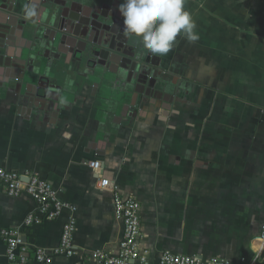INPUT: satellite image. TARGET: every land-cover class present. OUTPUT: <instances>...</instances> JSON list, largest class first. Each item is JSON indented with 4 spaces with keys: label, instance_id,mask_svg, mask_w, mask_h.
Listing matches in <instances>:
<instances>
[{
    "label": "crops",
    "instance_id": "obj_1",
    "mask_svg": "<svg viewBox=\"0 0 264 264\" xmlns=\"http://www.w3.org/2000/svg\"><path fill=\"white\" fill-rule=\"evenodd\" d=\"M184 8L198 39L178 37L166 56L129 39L123 48L146 61L134 71L62 44L34 8L2 12L14 39L0 50L8 59L0 168L38 173L74 210L24 239L54 249L68 219L78 223L79 255L52 264H96L89 253L118 252L123 225L104 179L141 202L142 250L231 264L259 253L264 264L253 242L264 224V0H184ZM36 210L29 196L0 187V264H11L1 231Z\"/></svg>",
    "mask_w": 264,
    "mask_h": 264
},
{
    "label": "built area",
    "instance_id": "obj_2",
    "mask_svg": "<svg viewBox=\"0 0 264 264\" xmlns=\"http://www.w3.org/2000/svg\"><path fill=\"white\" fill-rule=\"evenodd\" d=\"M89 166L97 172L101 169L98 161L90 163ZM0 187L12 198L27 195L37 205V210L25 218L21 227L5 228L1 231L7 260L11 264H52L57 258H77L79 254L74 244V236L78 223L74 215L65 223L60 242L54 249L35 246L24 239L26 230L60 219L65 208L73 210V207L62 201L51 182L31 171L0 168ZM100 188L113 192L115 216L123 225V233L116 254L96 250L88 254L90 261L96 264H231L224 259L204 261L170 251L156 254L142 250V206L139 199L134 195L125 196L108 179L101 182ZM253 242L259 244L261 251H264V224ZM259 259L260 254L256 253L249 264H257Z\"/></svg>",
    "mask_w": 264,
    "mask_h": 264
},
{
    "label": "water",
    "instance_id": "obj_3",
    "mask_svg": "<svg viewBox=\"0 0 264 264\" xmlns=\"http://www.w3.org/2000/svg\"><path fill=\"white\" fill-rule=\"evenodd\" d=\"M49 1L0 0V24L3 23L1 14L4 11L12 12L23 7L25 11H28L34 8V11L42 12V17L46 22L58 29L57 35L62 44L68 46L75 44L84 51L91 52L92 55H98L104 61L110 60L117 69L129 66L134 71L137 68H143V63L146 61L132 53V49L123 48L129 43V38L124 35L123 25L119 19L121 15L118 6L122 0L111 2L108 0H77L71 3V7L67 6L68 2L56 4ZM116 13L119 18L116 17ZM13 39L10 32L0 25V50L5 46H10L8 41H13ZM121 54L124 57L119 62L117 56ZM1 60L7 61L8 59L0 53Z\"/></svg>",
    "mask_w": 264,
    "mask_h": 264
},
{
    "label": "clouds",
    "instance_id": "obj_4",
    "mask_svg": "<svg viewBox=\"0 0 264 264\" xmlns=\"http://www.w3.org/2000/svg\"><path fill=\"white\" fill-rule=\"evenodd\" d=\"M123 32L143 53L166 56L177 38L195 42L196 24L184 8V0H122L118 6Z\"/></svg>",
    "mask_w": 264,
    "mask_h": 264
}]
</instances>
